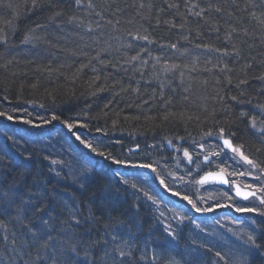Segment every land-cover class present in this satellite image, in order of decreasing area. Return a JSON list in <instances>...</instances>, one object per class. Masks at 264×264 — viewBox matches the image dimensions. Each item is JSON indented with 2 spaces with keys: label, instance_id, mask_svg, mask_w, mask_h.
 I'll return each instance as SVG.
<instances>
[{
  "label": "trees",
  "instance_id": "1",
  "mask_svg": "<svg viewBox=\"0 0 264 264\" xmlns=\"http://www.w3.org/2000/svg\"><path fill=\"white\" fill-rule=\"evenodd\" d=\"M0 38V264H229L162 226L139 166L223 133L264 168V0H0ZM65 139L89 172L63 183Z\"/></svg>",
  "mask_w": 264,
  "mask_h": 264
},
{
  "label": "rangeland",
  "instance_id": "2",
  "mask_svg": "<svg viewBox=\"0 0 264 264\" xmlns=\"http://www.w3.org/2000/svg\"><path fill=\"white\" fill-rule=\"evenodd\" d=\"M69 130L73 140L79 143L78 146L75 144L78 149L82 147L89 150L97 144L94 142L96 137L85 139L82 133H75L73 128ZM226 138L228 137L223 133L208 134L198 142L196 153H190L182 141L175 143L167 140L166 145L170 152L162 153L159 158L145 154L144 158L149 163L139 168L150 170V174L144 172L140 179L146 188L145 192H154L150 187L151 178L157 189L164 193L158 198L152 195L149 204L156 209L162 226L169 229L170 233H178L179 236L186 231L198 237V242L205 243L212 251H221L224 254L222 258L227 259L229 264H245L247 252L251 247L256 249L254 239L259 230L258 217L264 218V168L241 146L235 145L238 152L225 149L221 140ZM66 141L67 148L64 142L65 148L62 147L56 155L51 153L53 157L49 161L53 176L63 183L69 177L72 179L81 176L84 170L89 172L88 165L81 164L80 160L85 163L89 161L76 149L69 147V139ZM185 152L188 153L187 156ZM241 153L252 163L246 162ZM88 159L91 160V157ZM205 159H211L210 163ZM68 169H73L74 172L70 176L62 172ZM218 169L225 172L232 183H240L245 188L253 189L257 195L241 200L233 193L232 184L223 188L214 183H199L200 178L207 172ZM134 175L137 176L138 173L131 174L132 180Z\"/></svg>",
  "mask_w": 264,
  "mask_h": 264
},
{
  "label": "water",
  "instance_id": "3",
  "mask_svg": "<svg viewBox=\"0 0 264 264\" xmlns=\"http://www.w3.org/2000/svg\"><path fill=\"white\" fill-rule=\"evenodd\" d=\"M225 140H228L230 141L231 145H232V148H229L227 145L224 144V141ZM222 143L223 145L230 149L231 151H233V148H236L235 144L232 142L231 139H223L222 140ZM138 149V148H137ZM135 149V150H137ZM216 176L217 179H208L207 182L205 183H215V184H218L224 188H228L231 184V181H230V178L228 177V175L223 172V171H219V172H208L206 173L201 179L200 181L205 178V177H209V176ZM222 176L223 179H226L227 180V183H224L222 179H219V177ZM234 194L240 198V199H243V200H247V199H250L251 197L253 196H256L257 195V192L255 190H252L250 188H245L243 187L241 184L239 183H235L234 185ZM239 193V194H238Z\"/></svg>",
  "mask_w": 264,
  "mask_h": 264
},
{
  "label": "snow or ice",
  "instance_id": "4",
  "mask_svg": "<svg viewBox=\"0 0 264 264\" xmlns=\"http://www.w3.org/2000/svg\"><path fill=\"white\" fill-rule=\"evenodd\" d=\"M76 2H77V3H80V0H76ZM33 3L35 4V3H36V0H33ZM0 39H2V38H0ZM143 39L147 40L148 37L145 36V37H143ZM173 47H174V45H173ZM133 59H136V57H133ZM69 127H71V125H69ZM224 144L227 145L229 148H232V145H231L230 141L225 140V141H224ZM233 151L238 152L239 149L233 148ZM185 155L187 156L188 153L185 152ZM241 156L243 157V154H242V153H241ZM243 159H244L246 162H248V163H252V161L248 160L247 157H243ZM210 178H211V179H217L216 176H211V175H210L209 177H205V178H203L201 181H199V183L203 184V183L207 182V180L210 179ZM219 179H222L224 183H227V180H226V179H223L222 176H220ZM238 194H239V193H238ZM250 239H251V238H250ZM120 255L123 256V255H125V253L121 252ZM217 255H219V253H217Z\"/></svg>",
  "mask_w": 264,
  "mask_h": 264
},
{
  "label": "flooded vegetation",
  "instance_id": "5",
  "mask_svg": "<svg viewBox=\"0 0 264 264\" xmlns=\"http://www.w3.org/2000/svg\"><path fill=\"white\" fill-rule=\"evenodd\" d=\"M210 160H211V159H208V162H209V163H210ZM215 171H216V170H215Z\"/></svg>",
  "mask_w": 264,
  "mask_h": 264
}]
</instances>
